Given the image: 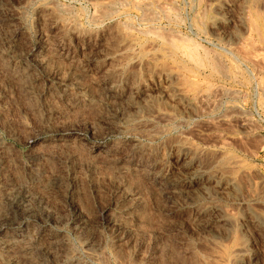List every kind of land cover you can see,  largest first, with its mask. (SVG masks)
Masks as SVG:
<instances>
[{
	"label": "rangeland",
	"instance_id": "rangeland-1",
	"mask_svg": "<svg viewBox=\"0 0 264 264\" xmlns=\"http://www.w3.org/2000/svg\"><path fill=\"white\" fill-rule=\"evenodd\" d=\"M0 264H264V0H0Z\"/></svg>",
	"mask_w": 264,
	"mask_h": 264
},
{
	"label": "bare ground",
	"instance_id": "bare-ground-1",
	"mask_svg": "<svg viewBox=\"0 0 264 264\" xmlns=\"http://www.w3.org/2000/svg\"><path fill=\"white\" fill-rule=\"evenodd\" d=\"M114 1H115V0H114ZM144 1H145V0H144ZM156 1H157V0H156ZM174 1H175V0H174ZM138 2H140V1H138ZM142 2H143V1H142ZM145 3H146V2H144V4H145ZM149 3H151V2H149ZM147 4H148V3H147ZM162 4H164V3H162ZM161 6H162V5H161ZM161 6H160V7H161ZM102 7H103V6H102ZM144 7H145V6H144ZM146 7H147V6H146ZM174 8H175V7H174ZM100 12H101V11H100ZM103 12H104V11H103ZM165 14H166V13H165ZM150 15H151V13H150ZM150 15H149V16H150ZM142 18H143V17H142ZM155 18H156V17H155ZM134 46H135V45H134ZM256 56H257V55H256ZM135 57H136V56H135ZM262 57H263V56H262ZM258 59H259V58H258ZM178 90H179V89H178ZM183 90H184L183 88H182V89L180 88L179 91H183ZM187 90H188V89H187ZM219 90H220V89H219ZM179 91H178V92H179ZM183 92H184V91H183ZM219 92H220V91H219ZM180 93H181V92H180ZM202 95H203V94H202ZM200 96H201V95H200ZM204 96H205V95H204ZM202 99H203V98H202ZM208 103H209V102H208ZM160 115H161V114H160ZM162 116H163V115H162ZM193 149H194V148H193ZM232 157H233V156H232ZM233 158H234V157H233ZM231 160H232V159H231ZM227 162H228V161H227ZM236 162H237V161H235V163H234V160H233V162L230 161V162L226 163V164L223 166V170L226 171V170H228V169H230V168H231V170H232V167H233L234 164H236ZM219 164H220V163H219ZM234 166H235V165H234ZM200 169H201V168H200ZM205 170H206V169H205ZM214 172H215V171H214ZM227 178H228V177H227ZM227 178H226V179H227ZM226 184H229V183L227 182ZM192 185H193V184H192ZM198 185H199V184H198ZM220 188H221V187H220ZM221 193H222V192H221ZM222 211H223V210H222ZM226 221H227V220H226V217H225V216H222V217L220 216V218H219V222H222V223H223V222H226ZM239 221H240V220H239ZM242 247H243V246H238V247L236 248V251H235V250H234V251H235V252H237V251L240 252V251H242ZM231 252H232V251H231ZM236 255H237V254H236ZM237 256H238V255H237Z\"/></svg>",
	"mask_w": 264,
	"mask_h": 264
}]
</instances>
